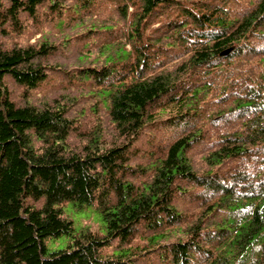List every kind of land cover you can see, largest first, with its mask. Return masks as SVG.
<instances>
[{
    "label": "trees",
    "instance_id": "16d2710c",
    "mask_svg": "<svg viewBox=\"0 0 264 264\" xmlns=\"http://www.w3.org/2000/svg\"><path fill=\"white\" fill-rule=\"evenodd\" d=\"M46 1L82 22L95 0H0V32H21L22 15L36 17ZM110 2L117 17L99 25L111 36L104 61L70 83L106 103L114 141L95 124L72 148L80 129L65 104L10 98L4 75L32 91L48 78L42 60L54 45L0 46V264H140L149 251L163 264H264V0ZM250 59L262 66L254 77L236 68ZM167 127L178 130L171 140L157 131ZM147 132V161L133 164ZM203 142L207 167L198 171L190 152ZM182 194L198 201L194 210L173 204ZM68 202L95 205L106 232L74 233ZM62 234L69 243L49 250L46 239ZM141 235L147 242L135 243ZM115 239L130 250L104 257Z\"/></svg>",
    "mask_w": 264,
    "mask_h": 264
},
{
    "label": "rangeland",
    "instance_id": "374dc122",
    "mask_svg": "<svg viewBox=\"0 0 264 264\" xmlns=\"http://www.w3.org/2000/svg\"><path fill=\"white\" fill-rule=\"evenodd\" d=\"M59 1L60 5L63 4L64 7H70L77 0ZM245 1L243 0L242 4ZM109 2L110 0H95L91 6V15L85 16L83 14V17L80 18L82 22H80L77 20L73 21L74 19L68 16V11H65L62 16H57L56 13L51 12L49 2L46 1L39 8L36 17L30 18L25 14L22 15L25 28L21 32L12 31L7 34L0 32V46L3 48H11L15 45H40L43 42H48L55 46L54 51L42 60L48 66V78L40 86L32 91L25 92V88L17 83L9 73L4 75V81L8 86L10 98L18 105L32 103L43 107L47 104H52L56 99L65 104L68 117L73 119L80 129V134L73 133L69 138L72 148H80L86 142L85 135L89 133L95 124L102 126L104 136L108 142L116 140L114 127L107 113L106 103L101 100L98 101L99 96H92L87 86H83L80 83L76 85L75 83H70L71 74L79 68L100 66L104 61L103 56L100 54V49L104 42L111 39V36L107 31L103 32L99 25L104 20L108 23H113V19L117 17ZM235 4L238 11L244 7L242 4ZM92 23L95 25L94 28L90 26ZM255 61L257 60L250 59L237 62L236 68L254 77L262 69V66L260 68L256 67ZM209 101H211V98L207 102ZM224 123L225 121L222 120L221 124L223 125L220 124L217 128L208 130L209 135L214 136L218 131L224 130L226 127ZM157 131H162L159 135H162L166 140H171L178 132L177 129L168 127L167 130ZM148 138L147 132L137 142V146L142 152L134 160H131L133 164L147 161V156L143 152L151 146ZM36 146L39 147L40 143L36 142ZM209 147L206 142L198 143L190 152L191 160L196 170L202 171L207 167L204 157L208 153ZM34 203L40 206L42 199L35 200ZM173 204L185 213L194 210L198 201L190 199L189 195L182 194L174 198ZM65 213L74 220V233L80 232L85 227H91L101 233L106 232L103 225L104 222L95 205H89L85 210H75L72 203L68 202L65 205ZM149 233L146 232L145 234ZM181 233L182 229L172 231L165 236L167 239H175ZM159 237L160 235H155V240L158 241ZM147 238L143 236L141 238L137 237L135 238V243H146ZM69 239L70 236L68 234H62L58 237H48L46 243L49 250H53L65 247L69 243ZM128 250L130 249L127 244H120L119 240L115 239L104 245L101 253L104 257H107ZM138 262L140 264H147L148 262L163 264L159 260L156 251H149L145 255L140 256Z\"/></svg>",
    "mask_w": 264,
    "mask_h": 264
}]
</instances>
